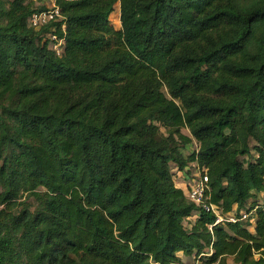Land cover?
I'll use <instances>...</instances> for the list:
<instances>
[{"label": "trees", "instance_id": "obj_1", "mask_svg": "<svg viewBox=\"0 0 264 264\" xmlns=\"http://www.w3.org/2000/svg\"><path fill=\"white\" fill-rule=\"evenodd\" d=\"M56 5L60 55L42 7L0 0V264H264V0ZM190 163L223 219L253 214L209 230L172 180Z\"/></svg>", "mask_w": 264, "mask_h": 264}, {"label": "rangeland", "instance_id": "obj_2", "mask_svg": "<svg viewBox=\"0 0 264 264\" xmlns=\"http://www.w3.org/2000/svg\"><path fill=\"white\" fill-rule=\"evenodd\" d=\"M12 0H2L3 2V9H7L10 5V2ZM28 1H31L32 3H34V5L38 6V7H42V8H51L53 6V4L56 2V0H28ZM55 1V2H54ZM119 2H116L114 5H113V11L112 13L109 15V22H110V25L113 27V29L115 31H119L121 29V24H120V19H119ZM1 23H5L6 22V18L3 17L0 19ZM27 23H28V20H27ZM42 28V27H41ZM41 28L39 27H36L35 30H40ZM34 29V28H33ZM56 31L55 27H53L52 25L50 26L48 32L44 33V34H41V39H40V43L43 44V43H47V46L50 50H53L55 52L56 55H60L63 51V46H64V41H55L53 40V35ZM161 91L168 97L167 95V92H166V89L165 88H162ZM6 102H4L5 104ZM160 131L163 133V134H166V131H165V128L163 127H160L159 128ZM180 132L188 137H190L191 141L190 143H188L187 145H184L181 147V151L182 153L185 155V156H188L192 153H195L198 149V143L196 142L195 139L191 138V135L188 131L187 128H181L180 129ZM255 143L253 141H250V146H251V151L249 152L248 155H244V156H241L239 159L243 162H248V161H251L253 160L255 157H256V150H255ZM172 167V172H173V176H172V180H173V183L175 184L176 187L182 189L184 192L185 191V187H184V184L182 182L183 180V177L184 176H191L194 171H195V167L193 165L188 164V167L187 168V171L188 172H182V173H176V170L175 168L173 167V165L171 166ZM193 176V175H192ZM184 180H186V177L184 178ZM258 201L263 203L264 204V195H260V193L258 194ZM26 199V201H28L30 203V207L31 209H34L37 205L36 201L32 198V197H26V194L21 198V200H24ZM2 208V206H0V209ZM194 215V214H193ZM194 216H191L190 218H187L185 219L184 221V226L186 227V229H190L191 226H192V223L194 222ZM207 255V254H205ZM198 262L199 264H205V261H204V257H184L182 258V261L180 260V264H193L194 262ZM214 264H217V263H214ZM226 264H235L231 258H227L226 260Z\"/></svg>", "mask_w": 264, "mask_h": 264}, {"label": "built area", "instance_id": "obj_3", "mask_svg": "<svg viewBox=\"0 0 264 264\" xmlns=\"http://www.w3.org/2000/svg\"><path fill=\"white\" fill-rule=\"evenodd\" d=\"M55 2V1H54ZM64 19V16L60 12L59 8L56 5V2L53 4V6L49 8H43L40 11L32 13L28 17V25L31 28L36 27H44L46 25L51 24L56 29L57 23H62ZM61 29L64 30V25H61ZM53 35V40L55 41H64V38L58 37L56 34V31ZM195 167V171L191 176H188L186 180H184V187H185V193L186 197L193 202L196 206L202 207L203 210L206 212H212L215 214V222L209 226V230L212 229L213 226L216 224H219L223 221L227 222H236L237 220H247L250 216L249 212L243 211L240 213L239 216L235 214L227 215L225 219H223V216L216 208L215 205L205 202L206 200V191L208 189L207 182L208 178L205 173L204 168H200L197 164H193ZM193 264H199L197 261Z\"/></svg>", "mask_w": 264, "mask_h": 264}, {"label": "crops", "instance_id": "obj_4", "mask_svg": "<svg viewBox=\"0 0 264 264\" xmlns=\"http://www.w3.org/2000/svg\"><path fill=\"white\" fill-rule=\"evenodd\" d=\"M182 182H183V184H184V180H182ZM183 192H184V191H183ZM184 194L186 195L185 192H184ZM258 194H259V193H257V196H258ZM261 194L264 195L263 193H260V195H261ZM248 212H249V211H248ZM249 213H250V214H253V211H251V212H249ZM208 255H210V254L208 253L207 256H208ZM177 256L180 258L181 261H182V258L187 257V256L182 255V253H178ZM187 258H189V257H187ZM230 258H231V257H230ZM231 260H232V258H231Z\"/></svg>", "mask_w": 264, "mask_h": 264}]
</instances>
